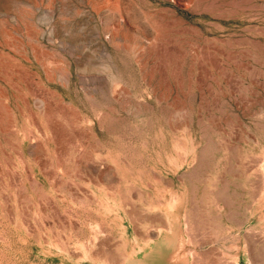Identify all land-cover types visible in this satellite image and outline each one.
<instances>
[{"label":"rangeland","instance_id":"1","mask_svg":"<svg viewBox=\"0 0 264 264\" xmlns=\"http://www.w3.org/2000/svg\"><path fill=\"white\" fill-rule=\"evenodd\" d=\"M0 264H264V0H0Z\"/></svg>","mask_w":264,"mask_h":264}]
</instances>
